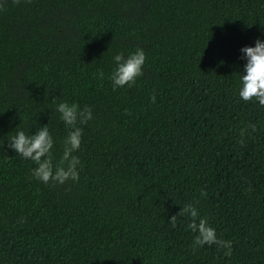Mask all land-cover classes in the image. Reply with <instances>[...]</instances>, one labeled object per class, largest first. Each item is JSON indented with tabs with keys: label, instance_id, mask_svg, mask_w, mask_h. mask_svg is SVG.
Returning <instances> with one entry per match:
<instances>
[{
	"label": "trees",
	"instance_id": "1",
	"mask_svg": "<svg viewBox=\"0 0 264 264\" xmlns=\"http://www.w3.org/2000/svg\"><path fill=\"white\" fill-rule=\"evenodd\" d=\"M262 34L264 0H0V264H264V108L238 96ZM138 47L143 75L113 91ZM62 101L93 119L79 180L44 184L7 139L47 124L58 161ZM189 203L231 256L172 226Z\"/></svg>",
	"mask_w": 264,
	"mask_h": 264
},
{
	"label": "clouds",
	"instance_id": "2",
	"mask_svg": "<svg viewBox=\"0 0 264 264\" xmlns=\"http://www.w3.org/2000/svg\"><path fill=\"white\" fill-rule=\"evenodd\" d=\"M241 59L245 61L243 72L239 73L238 96L244 102H258L264 108V34L258 37L254 46H243L240 49ZM113 67L108 76L112 90L125 86L131 87L137 78L143 75V66L146 62V53L142 48H136L129 52L127 56L119 52L112 57ZM104 72L100 71V78H104ZM155 102L156 97H151ZM59 118L68 128L67 135L63 138L62 154L59 160L54 163L53 148L54 140L49 128L40 125L31 134L25 132L18 126L15 134L8 137L7 147L19 154L22 158L34 162L35 167L31 169L32 177L44 184H65L69 180L75 182L79 180L80 158L75 155L82 143V128L78 124H86L93 119V111L90 106L83 108L76 103L62 101L56 104L55 109ZM253 131L255 124H249ZM245 129L241 130V136ZM243 144V139L240 140ZM202 197L207 196L206 191H201ZM188 218V228L195 234L193 237V247H203L204 245H218L224 250L225 256L232 254V241L224 240L217 236L216 229L212 227L207 218L201 216L198 208L194 204H185L179 213L169 218L172 226H175L177 216Z\"/></svg>",
	"mask_w": 264,
	"mask_h": 264
}]
</instances>
